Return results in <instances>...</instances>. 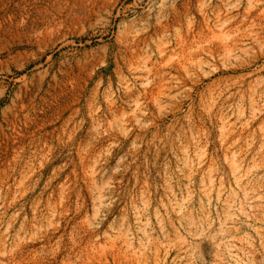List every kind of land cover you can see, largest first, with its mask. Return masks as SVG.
<instances>
[{"label": "rangeland", "instance_id": "1", "mask_svg": "<svg viewBox=\"0 0 264 264\" xmlns=\"http://www.w3.org/2000/svg\"><path fill=\"white\" fill-rule=\"evenodd\" d=\"M0 264H264V0H0Z\"/></svg>", "mask_w": 264, "mask_h": 264}, {"label": "bare ground", "instance_id": "2", "mask_svg": "<svg viewBox=\"0 0 264 264\" xmlns=\"http://www.w3.org/2000/svg\"><path fill=\"white\" fill-rule=\"evenodd\" d=\"M239 59H234L230 64L236 63L238 62ZM255 60H251V61H247L244 60L242 62H239L238 64H234V65H229L228 67V71H243L245 72V75H249L251 70L250 68L254 65Z\"/></svg>", "mask_w": 264, "mask_h": 264}]
</instances>
